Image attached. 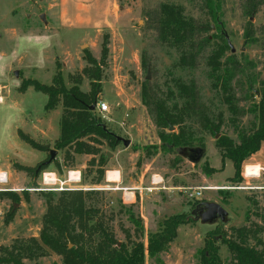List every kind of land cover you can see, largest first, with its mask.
I'll use <instances>...</instances> for the list:
<instances>
[{
	"label": "rangeland",
	"instance_id": "rangeland-1",
	"mask_svg": "<svg viewBox=\"0 0 264 264\" xmlns=\"http://www.w3.org/2000/svg\"><path fill=\"white\" fill-rule=\"evenodd\" d=\"M257 1L256 12L246 15L247 0H220L219 27L234 48V54H244L252 61L254 72L263 81L264 0ZM160 4L180 5L185 15L205 21L199 0H0V78L8 84L6 92L11 105L20 106L19 113L0 106L2 150L8 138L5 127L23 129L16 133L20 145L12 149L20 162L9 160L3 163L8 164L12 176L8 183L0 185V193L15 195L0 200V248L11 246L15 240L38 237L46 212L43 195L51 192L28 190L40 188L39 179L33 172L48 161L51 150L56 155L46 170L57 172L59 180L64 179L68 170H77L82 179L77 188L107 190L98 192L100 194L92 203L105 218L113 215L109 226L118 246L127 244L125 232L130 241L138 240L127 215L118 212L119 204L139 218L144 238L138 241L145 248L147 233L155 232L160 221L176 215L186 217L196 202H215L228 212L230 220L226 225L207 226L193 222L180 225L176 239L167 250L157 259L148 258L145 252L144 264H199L200 253L207 243L218 250L220 264H230V255L222 242L223 235L228 237L231 228L254 223L264 226L257 217L264 215V175L257 179L244 177L242 168L241 183L231 184L232 164L225 161L223 169L217 171L221 169V159L214 146L215 139L209 136L204 140L205 155L195 166L178 157L175 151L166 152L159 148L153 118L141 102L140 91L145 82L164 92L166 85H171L172 78H181L185 82L193 80L203 101L213 103L218 108L216 111L221 110L225 118L228 117L219 98L209 90L203 61H198L195 70H181L176 67L178 53L156 41L149 17ZM41 14L45 15L46 24L40 20ZM211 27L212 33L215 27ZM246 28L252 31L247 43L243 36ZM105 41L108 42V54L104 66H100ZM84 53L91 56L101 72L100 91L96 98L108 106L107 113L95 111L96 116L108 131L115 135L122 133L120 136L130 141L128 148L121 144L118 150L101 148L102 154H109L105 160L107 172H120L118 184H108L105 175L99 185H91L94 173L90 176L86 173L90 157H77L57 170L55 161L62 165L64 157L63 151L55 148L62 106L59 103L55 109L46 110L47 97L29 86L32 82L49 86L54 75L60 72L66 88L73 85L74 78L81 76L79 89L88 93L90 82L82 75L87 67ZM14 72H17L16 77ZM148 72L149 80H146ZM3 94L0 87V98L4 97ZM236 95L239 98L240 93L236 92ZM19 96L20 103L17 104ZM0 103L5 104V100L0 99ZM247 106L240 103V107ZM250 120V116H245L241 123L246 128ZM221 133L236 139L229 126H223ZM28 142L35 146L31 147ZM206 169H216V173L206 175ZM152 175L163 178L168 190L143 194L137 196L133 204H122V194L114 190L116 186L133 188L139 182L145 185ZM193 192L201 193L200 200L188 198ZM8 215L11 221L6 224ZM260 237L264 248V233ZM37 263L61 264V258L50 253ZM25 264L33 263L25 261Z\"/></svg>",
	"mask_w": 264,
	"mask_h": 264
},
{
	"label": "trees",
	"instance_id": "trees-1",
	"mask_svg": "<svg viewBox=\"0 0 264 264\" xmlns=\"http://www.w3.org/2000/svg\"><path fill=\"white\" fill-rule=\"evenodd\" d=\"M199 2L201 11L205 12V21L185 15L180 5L160 4L149 17L150 29L155 33L158 44L178 53L176 67L195 70L198 61H203L209 90L219 98L228 117L225 118L223 111H216L218 108L213 103L203 101L193 80L185 82L181 78H172L171 85H166L164 92L149 87L145 82L140 91L141 102L153 118L161 150L173 152L179 148L204 147L206 136L212 137L222 164L217 171L223 169L225 161H230L234 173L229 180L231 184H239L243 163L259 151L264 141V80H259L253 62L244 54L236 56L231 53L219 27L220 0ZM247 2L249 7H245L244 14L251 15L259 3L257 0ZM211 25L215 27L212 33ZM243 36L245 42H249L252 31L246 28ZM107 45V41L102 44L100 66L105 64ZM84 58L87 67L82 75L90 82L88 93L79 89L81 76L74 78L73 85L66 88L60 72L54 75L49 86L36 82L29 86L47 97L46 110L55 109L59 103L62 106L55 148L62 150L64 157L62 165L55 161L57 170L65 163L74 162L77 157H90L86 173L88 176L94 173L91 185L96 186L104 180L107 171L106 156L101 148L106 146L112 150L120 143L100 127L101 121L95 112L88 111L89 106L98 103L96 96L100 91L101 72L89 54L84 53ZM142 65L147 68L144 62ZM236 92L240 93L239 98ZM240 103L247 104V108L240 107ZM245 116L251 117L246 128L241 123ZM223 126L231 127L236 139L221 133ZM28 144L35 146L32 142ZM46 169L47 166L41 165L37 177ZM204 171L209 176L216 173L215 169ZM98 192L79 190L44 194L46 212L38 237L15 240L11 246L0 248V264H25V261L38 264L50 253L59 256L61 264H144L145 252L148 258L157 259L176 239L178 227L186 223L183 215L163 219L155 232L147 233L145 248L138 241L144 238L139 218L119 204L118 212L127 215L138 240L130 241L129 234L125 232L128 242L118 246L109 226L113 215L105 218L92 203L100 194ZM14 195L0 193V200ZM222 205L225 206L224 201ZM257 217L264 222V215ZM246 219L249 220L248 215ZM10 221L11 216L8 215L5 223ZM263 233L264 226L254 223L231 228L228 237L224 234L222 242L230 255V264H264L260 237ZM199 264H220L218 250L212 244L207 243L201 251Z\"/></svg>",
	"mask_w": 264,
	"mask_h": 264
},
{
	"label": "built area",
	"instance_id": "built-area-1",
	"mask_svg": "<svg viewBox=\"0 0 264 264\" xmlns=\"http://www.w3.org/2000/svg\"><path fill=\"white\" fill-rule=\"evenodd\" d=\"M96 111L99 114H104L108 112V106L105 103L98 102L96 104ZM244 170V168H243ZM118 173V172H117ZM245 177V176H244ZM39 179L40 188L37 189H30L28 191H45V192H52V193H61V192H74V191H87V190H94V191H107L105 188H90V189H80L77 188L78 185L81 183V173L77 170H68L64 174V179L59 180L57 177V172L45 170L37 177ZM106 182L112 184L113 182L108 181L106 175ZM7 179L4 173H0V185L6 184ZM109 188V186H107ZM110 190V188H109ZM115 191L121 192V201L122 204H133L136 201V197H141L143 194H152L153 192L158 191H167L168 189L165 186L163 178L152 175L149 179V182L145 185L142 183H137V186L133 188H119L116 186ZM201 193L193 192L188 195V198L191 200H200Z\"/></svg>",
	"mask_w": 264,
	"mask_h": 264
},
{
	"label": "water",
	"instance_id": "water-1",
	"mask_svg": "<svg viewBox=\"0 0 264 264\" xmlns=\"http://www.w3.org/2000/svg\"><path fill=\"white\" fill-rule=\"evenodd\" d=\"M40 20L46 24L45 15H40ZM227 40V37L225 36ZM228 46L231 50V53L234 54L235 50L228 42ZM149 72L147 73L146 80H149ZM14 76H17V72H14ZM88 111L95 112L96 111V104L93 103L91 106L88 107ZM100 127L107 132L117 143H120L122 147L128 148L130 146V141L124 139L118 135H115L112 132H109L106 127L101 124ZM172 128H170V131ZM178 157L187 161L191 165H197L201 162L205 155V148L204 147H193V148H179L175 150ZM56 152L49 151V159L47 162L43 164V166H49L53 160L55 159ZM107 154V159H108ZM40 167L35 171V178L39 173ZM185 222H193V223H200L202 225L213 226V225H226L229 222V214L228 212L218 203L215 202H199L196 204L193 209L190 211L189 215L185 217ZM68 248H71V245L68 244Z\"/></svg>",
	"mask_w": 264,
	"mask_h": 264
},
{
	"label": "crops",
	"instance_id": "crops-1",
	"mask_svg": "<svg viewBox=\"0 0 264 264\" xmlns=\"http://www.w3.org/2000/svg\"><path fill=\"white\" fill-rule=\"evenodd\" d=\"M7 85L8 84L5 83V81H3L0 78V87L3 88V90H4V94H3L4 97H1L0 99L5 100V104L0 103V106H6L9 110H11L13 112L15 110H17L19 113L20 106L19 105H17V107H15V105L13 106V105H11L10 101L8 100L9 96H8V93L6 92ZM19 103H20V96L17 98V104H19ZM5 130L8 133V138L6 139V142H5L6 144L4 146V150H2V148L0 147V155L2 156V157L0 156V173L3 172L6 175V179H7V183H8L9 177H10V175L12 176V173L9 170L8 164L5 166V164H3V163L5 161H9V160H14V161L16 160L15 162L19 161L12 149H13V147H15V145H18V146L20 145L21 141H19V139L17 138L16 133H17V131H23V129L21 127H5ZM120 135L122 136V133L119 134L118 136H120ZM8 144H10L12 148ZM118 146L119 145H117L115 147V149L118 150V148H117ZM119 152H120V150H119ZM82 157H86V156H82ZM242 168H244L243 173L245 172V168H247L246 172L247 173L251 172L248 176L253 177L254 179L260 178L262 175H264V141L261 143V147H260L259 151L256 152L254 155H252L249 159H247L243 163ZM117 172H118L119 178H118L117 182L115 181L112 184H118V182L120 181V172L119 171H117ZM107 173L108 172L106 171L105 175H107Z\"/></svg>",
	"mask_w": 264,
	"mask_h": 264
},
{
	"label": "bare ground",
	"instance_id": "bare-ground-1",
	"mask_svg": "<svg viewBox=\"0 0 264 264\" xmlns=\"http://www.w3.org/2000/svg\"><path fill=\"white\" fill-rule=\"evenodd\" d=\"M246 169L247 168H245V172H244V174H245V176L247 177L250 173H247L246 172ZM118 173L117 172H115V171H110V172H108L107 173V179H108V181H110V182H117V180H118Z\"/></svg>",
	"mask_w": 264,
	"mask_h": 264
}]
</instances>
